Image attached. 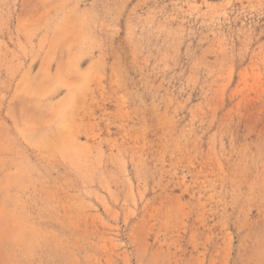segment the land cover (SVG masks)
Segmentation results:
<instances>
[{"label": "rangeland", "instance_id": "rangeland-1", "mask_svg": "<svg viewBox=\"0 0 264 264\" xmlns=\"http://www.w3.org/2000/svg\"><path fill=\"white\" fill-rule=\"evenodd\" d=\"M0 264H264V0H0Z\"/></svg>", "mask_w": 264, "mask_h": 264}]
</instances>
